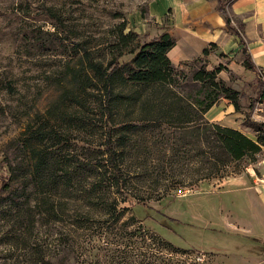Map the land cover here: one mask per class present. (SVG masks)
Listing matches in <instances>:
<instances>
[{"label":"rangeland","instance_id":"1","mask_svg":"<svg viewBox=\"0 0 264 264\" xmlns=\"http://www.w3.org/2000/svg\"><path fill=\"white\" fill-rule=\"evenodd\" d=\"M150 1L0 0V187L7 161L17 169L12 190L0 203V264H239L238 259L249 264L250 258H264V242L259 236L264 227L258 217L263 210L257 192L264 148L255 161L231 164L224 178L181 188L173 198L152 200L148 204L152 208L135 204L132 210L115 216L123 217L116 224L109 221L103 225L110 216L98 207L88 210L85 203L76 202V153L86 151L76 142V114L64 110L59 98L68 87L70 69L76 68L80 43L106 45L115 27L125 21L126 32L140 34L141 44L162 35L167 23L158 24L151 17ZM218 1L227 11L231 27L250 42L243 26L246 14L232 12L236 0ZM212 55L207 69L222 63L230 66L235 79L227 72L220 74V79L245 95L240 112L225 99L216 105L223 112L221 123L256 140V126L249 121L264 123L260 95L264 69L259 74L248 71L242 54L232 59L218 51ZM132 58L122 61L128 63ZM189 63L177 68L191 80L200 66ZM230 107L232 112H228ZM37 113L47 115L44 123L51 138L46 152L55 157L54 170L63 177L60 194L69 199L67 214L57 220L40 217L33 208V188L24 191L32 162L20 140ZM87 121L91 126L86 138L94 148L101 142L103 130L95 126L94 117ZM132 152L137 154L136 149ZM136 170L140 168L136 166ZM161 184L163 189L165 183ZM140 185L135 182L129 188L136 191ZM140 191L147 196L146 188ZM125 206L128 204L121 207ZM133 214L136 221L123 225ZM76 217H91L89 239L76 237ZM88 242L89 249L81 253Z\"/></svg>","mask_w":264,"mask_h":264},{"label":"trees","instance_id":"2","mask_svg":"<svg viewBox=\"0 0 264 264\" xmlns=\"http://www.w3.org/2000/svg\"><path fill=\"white\" fill-rule=\"evenodd\" d=\"M219 11L228 31L241 39L244 67L259 74L242 34L231 27L221 1ZM126 26V21L117 25L106 45L79 44L76 68L70 69L68 87L59 98L64 110L76 114V142L86 152H93L88 157L86 152L76 153V202L82 201L88 210L98 207L110 216L103 225L109 221L116 224L123 217L115 216L132 210L135 204L152 208L148 205L152 200L173 198L181 188L224 178L231 164L245 159L255 161L264 148V123L249 121L257 129L255 140L238 129L206 118L222 99L240 112V100L245 97L220 79L222 72L235 79V73L224 63L207 69V59L218 48L216 45L190 61V65L200 68L188 80L168 57L176 45L168 32L141 44L140 34L126 32ZM127 56H132V60L123 62ZM260 84L264 99V82ZM253 109L254 104L248 120ZM91 116L97 122L95 126L103 130L101 142L94 148V143L86 138L90 135L87 119ZM46 117L37 113L22 133L20 144L32 162L24 191L33 188V208L38 209L40 217L57 220L67 214L69 199L60 194L63 177L54 170L55 157L46 152L51 138L44 123ZM7 162V173L1 179L0 203L12 190L16 178V167ZM130 182L142 185L133 191ZM162 182L165 185L160 189ZM143 188L148 190L147 196L141 193ZM123 204L128 206L121 207ZM77 207L80 206L76 204ZM90 218L76 217V237L89 239L92 235ZM130 221H136L134 214L123 225ZM88 249L89 242L80 251Z\"/></svg>","mask_w":264,"mask_h":264},{"label":"crops","instance_id":"3","mask_svg":"<svg viewBox=\"0 0 264 264\" xmlns=\"http://www.w3.org/2000/svg\"><path fill=\"white\" fill-rule=\"evenodd\" d=\"M231 9L234 14H246L247 19L243 23L244 32L251 38L250 42H245L254 64L259 70L264 69L262 36L264 35V0H236ZM148 12L158 24L164 21L167 23L166 29L162 30L161 34L168 32L176 42L174 48L168 53V57L176 67L183 62L194 61L201 57L203 51L210 48L212 44L218 47L211 51L212 58H214L212 55L214 51L226 55L229 59L242 54L241 39L228 31L225 18L219 11L218 0H151ZM227 67L232 71L230 66ZM228 112H232L231 107ZM222 113L218 111L217 106H214L206 117L209 121L223 125ZM260 166L257 192L264 213V157L260 160ZM263 213L260 211L258 217H262L259 223L264 227ZM260 234L264 242V228ZM238 260L239 264L243 263L241 259ZM247 261L249 264H264V258L259 257H253Z\"/></svg>","mask_w":264,"mask_h":264}]
</instances>
